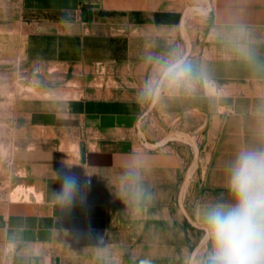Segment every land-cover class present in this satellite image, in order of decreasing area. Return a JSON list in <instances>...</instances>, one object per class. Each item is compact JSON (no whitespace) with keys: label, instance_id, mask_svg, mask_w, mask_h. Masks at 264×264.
Here are the masks:
<instances>
[{"label":"crops","instance_id":"0c3cea01","mask_svg":"<svg viewBox=\"0 0 264 264\" xmlns=\"http://www.w3.org/2000/svg\"><path fill=\"white\" fill-rule=\"evenodd\" d=\"M207 1L203 32L191 20L203 0H0L4 54L122 64L141 87L158 81L147 99L19 105L58 141L12 151L33 191L0 201V264H208L205 215L236 203L239 155L264 152V0ZM177 62L191 69L184 91L164 79ZM190 120L192 159L175 135Z\"/></svg>","mask_w":264,"mask_h":264},{"label":"rangeland","instance_id":"374dc122","mask_svg":"<svg viewBox=\"0 0 264 264\" xmlns=\"http://www.w3.org/2000/svg\"><path fill=\"white\" fill-rule=\"evenodd\" d=\"M207 5L208 1L203 0L191 10V20L203 32L211 22ZM134 79L133 73L122 64H97L81 70L60 61L37 62L24 55H7L0 51V201L30 198L33 188L29 186L26 171L13 163L12 151L16 146L45 142L44 137H47L42 130L38 135L35 123L21 116L18 111L20 104L48 97L67 100L105 95L147 99L156 91L157 80L152 81L151 87H141L134 83ZM186 86H182L183 91ZM160 91H165V88H159ZM164 122L171 123L170 120ZM176 128L183 130L175 135L183 140L181 144L185 148H192L187 152L192 159L196 150H193L187 133L195 130V121L181 122L179 126L177 123ZM47 139H52L51 145L58 141V136Z\"/></svg>","mask_w":264,"mask_h":264},{"label":"clouds","instance_id":"9594fccd","mask_svg":"<svg viewBox=\"0 0 264 264\" xmlns=\"http://www.w3.org/2000/svg\"><path fill=\"white\" fill-rule=\"evenodd\" d=\"M190 67L177 62L165 69L170 87L186 86ZM73 181L65 180L68 194ZM236 203L216 206L205 215L212 242L208 264H264V152L241 153L229 179Z\"/></svg>","mask_w":264,"mask_h":264},{"label":"water","instance_id":"95a60500","mask_svg":"<svg viewBox=\"0 0 264 264\" xmlns=\"http://www.w3.org/2000/svg\"><path fill=\"white\" fill-rule=\"evenodd\" d=\"M84 16H85V18H87V17H92V15H91V12L90 11H88V10H85L84 11Z\"/></svg>","mask_w":264,"mask_h":264},{"label":"built area","instance_id":"2783aa9c","mask_svg":"<svg viewBox=\"0 0 264 264\" xmlns=\"http://www.w3.org/2000/svg\"><path fill=\"white\" fill-rule=\"evenodd\" d=\"M87 182H88V183H91V178H88V179H87ZM8 264H13V263H12V261H9Z\"/></svg>","mask_w":264,"mask_h":264}]
</instances>
